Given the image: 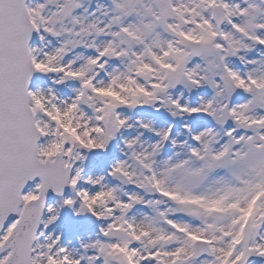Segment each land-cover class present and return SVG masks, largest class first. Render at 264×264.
Segmentation results:
<instances>
[{"label": "snow or ice", "instance_id": "obj_1", "mask_svg": "<svg viewBox=\"0 0 264 264\" xmlns=\"http://www.w3.org/2000/svg\"><path fill=\"white\" fill-rule=\"evenodd\" d=\"M0 264H264V0H0Z\"/></svg>", "mask_w": 264, "mask_h": 264}, {"label": "rangeland", "instance_id": "obj_2", "mask_svg": "<svg viewBox=\"0 0 264 264\" xmlns=\"http://www.w3.org/2000/svg\"><path fill=\"white\" fill-rule=\"evenodd\" d=\"M45 78L42 77H37L34 81V87L41 85L43 83ZM114 147V146H113ZM112 151L110 154L106 157H101L98 160H95L97 165L99 166H106V164L110 161L111 156H112ZM61 224L63 226V230L65 231V236L66 238H72L73 240L75 239V236L80 234V229L81 227L84 228H89L90 227V221L82 220V221H74L71 215V212L66 210L64 212V215L61 219Z\"/></svg>", "mask_w": 264, "mask_h": 264}, {"label": "bare ground", "instance_id": "obj_3", "mask_svg": "<svg viewBox=\"0 0 264 264\" xmlns=\"http://www.w3.org/2000/svg\"><path fill=\"white\" fill-rule=\"evenodd\" d=\"M116 154V152H115V146L113 147V152H112V156H111V159L113 158V156ZM110 159V160H111ZM108 164V163H107ZM107 164H106V166H99V165H97V163L95 162V160L93 161V165L95 166V170H102L103 168H105V167H107ZM60 230H63V226H62V224H61V222H60V224L57 226Z\"/></svg>", "mask_w": 264, "mask_h": 264}, {"label": "water", "instance_id": "obj_4", "mask_svg": "<svg viewBox=\"0 0 264 264\" xmlns=\"http://www.w3.org/2000/svg\"><path fill=\"white\" fill-rule=\"evenodd\" d=\"M55 198H56V197H55L54 194H52V193L49 194V200H50V201H53V199H55Z\"/></svg>", "mask_w": 264, "mask_h": 264}]
</instances>
